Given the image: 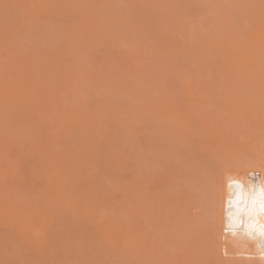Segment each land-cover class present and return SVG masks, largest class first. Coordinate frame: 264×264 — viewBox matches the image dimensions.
Instances as JSON below:
<instances>
[{"label":"bare ground","instance_id":"1","mask_svg":"<svg viewBox=\"0 0 264 264\" xmlns=\"http://www.w3.org/2000/svg\"><path fill=\"white\" fill-rule=\"evenodd\" d=\"M27 1L29 4L28 8L34 11V17L32 16L33 21L39 18L58 19V21H61L66 17L65 22H69L72 18L75 19V21H72L73 19L70 20L74 22L71 27L72 32L69 31L71 25L68 26V24L60 23L63 30L65 28L64 31H67L69 34V37H75L72 40L69 38L71 43L65 40L69 44L64 43L60 53L58 62H61V66H64L72 55L76 54L75 50H70V45L73 47L77 45L76 49L81 47V45L89 49H91L90 47L102 45L105 48L109 47L106 49L107 53L106 51H102L105 56L107 55L106 58L108 60L106 61L110 63L117 62L120 70L125 73V77L123 76L124 79L122 78L121 80L120 74L118 76L117 72H115L114 65L110 64V68L114 69V71L110 70V72H113L112 76L114 74L117 75V77H114L119 78V80L104 78L105 80L103 81H108L102 82V85L98 88L101 90V95L98 94V99L96 96L93 97L92 93L95 91L100 93V90L93 91L88 82L77 80L76 75L64 66L68 74L61 80L58 89L47 92L48 95L55 96H59L61 93L63 99L66 101L64 107L57 100L45 98L42 85L51 81V78H48L49 76H42L41 79H37V83H34L35 87L33 91L38 94L36 97L27 92V95L21 94L20 90L16 89V84H0V157L15 160L11 156L15 152L16 159L18 158L19 161L24 160V163L20 161V164L28 167H25L24 171H28L30 168L28 172L23 171V173H31L29 178L30 176L32 179L34 178V182L41 181L38 185L39 191L36 189L33 191V194L28 196L20 194V196L22 195V199L17 198V195H15L14 197L10 196L9 201L5 195L0 196V199L6 200H0V227L4 226L0 230H5L6 232L9 229L6 233L0 232V264H264V234L261 233V225H264V215L259 214L258 210L251 212L240 211L237 205L233 203L241 193L247 198L253 187L256 188L258 194L259 187L264 182V150L262 151L264 145H260L258 149H262L260 152L257 151L258 153H256L258 149H255L254 153H251L256 146L250 151L253 143L258 144L260 142L261 144L264 141V121L262 120L263 122H261L263 126L258 122L259 119H262L259 118L261 116L259 114L263 113L264 118V111H262L264 110V107H262L264 105V0H211L213 3L210 10L214 13L216 6L218 7L217 10H219L214 14L205 15L204 21H200L201 15L197 12L195 20H192L191 15L193 11L187 9V7L189 8V0H187V3L185 2L186 0H170L169 2L164 0L165 4H162L161 0H159L161 4L157 2L152 3V0H131L132 2L130 1V3L126 0L125 2L128 3L126 6L125 3H121L124 0ZM134 1L137 6L133 5ZM222 2L223 6L217 5V3L222 4ZM229 2L234 7L229 6ZM140 3L144 6L142 7ZM129 4H132L133 7H128ZM167 4L171 8H175L174 11L168 13L170 10L166 9L165 5ZM235 4H241L246 8ZM16 6L17 2L15 0H0L1 9L4 7L3 13L6 10H10L11 13L8 17L9 29L2 33L3 36L1 34V37L4 39L3 41L12 40L14 36H18L19 32L23 31L21 21H19V18L22 19V17L17 14ZM139 6L140 8H138ZM184 6L186 7L184 8ZM227 7L231 10L227 9ZM21 8H24V6H21ZM137 8L139 11H137ZM143 8H145L146 12L143 11ZM237 9L240 10V14L238 15L240 17L238 18H236V12H239ZM219 12L221 13L218 14ZM178 15L183 16L179 17ZM157 16L160 18H157ZM170 16L172 17L171 19L168 18ZM175 16L177 17L175 18ZM243 16L247 18L245 19V21L247 20L246 23L240 19H243ZM198 17L200 18L198 19ZM157 19L163 21H157ZM176 19L179 20L177 21ZM196 19L200 22L196 21ZM236 19L240 20L237 21ZM240 21L242 24L244 23V26L237 23ZM150 23L153 24L150 25ZM158 23L162 24V26ZM155 25L159 27L154 28ZM141 26L142 29L140 30ZM149 27H153L152 31L151 28L148 29ZM200 27L204 30L202 29L201 31ZM74 30L76 33L73 32ZM143 31L145 33H142ZM150 33L151 35H149ZM156 33H159V35L153 36ZM137 34H140L141 37H138L139 35ZM160 34L163 37H160ZM135 35L138 39L134 38ZM149 36L151 37L149 38ZM156 37H160V40L156 39ZM161 39L164 40L165 46L163 44V46L159 45ZM107 40L109 41L107 42ZM157 40L160 43L156 44ZM148 42L150 46L147 45ZM108 43L113 44L114 47L111 48L112 45L110 47ZM123 43L129 46L127 50L123 45L127 53L123 52L125 55L123 54L124 57H121L122 55H119L120 53L122 54V52H119L121 48L118 50L117 46L121 45L122 47ZM4 46H0V53L6 58L7 56L4 54H7L11 48L7 44H4ZM160 50L162 53L159 52ZM128 53L130 56H128ZM125 56L127 57L125 58ZM156 57H164V60L167 57L165 61L170 67H166L163 64L164 61L160 62ZM177 57L184 60L183 62L180 60V63H186L190 68L194 67L192 68L194 69L193 71H196L195 69L199 72L203 71L201 72L202 78L200 77L201 75H198L201 80L196 78L195 74L194 78L192 76L193 71L190 69L189 71L192 73L184 70L178 71L182 68L188 69L185 67V64L178 65L176 63L175 59ZM124 58L125 60L123 61ZM128 58L129 60H127ZM111 59L113 60L112 62ZM194 60L197 64L194 63ZM138 61L141 64H136ZM201 62L205 64V67H216L215 65H218L219 69L205 71V68H202V64L199 65ZM170 63H173L174 66L172 67ZM121 64L124 69L121 68ZM149 65L152 67V70L154 69V72L146 69V66L148 67ZM193 65H198V67ZM126 66L128 68H125ZM177 68L179 69L177 70ZM163 70L164 75H167L165 80L172 78L169 81L171 84H174V86H170V88H173V93L171 91L172 88L166 87L162 82V75L160 76V74H162L161 71ZM172 70L175 74L170 73ZM147 71H151L150 76L153 73H157L147 84L150 85L148 89L151 92L145 89L147 85L142 84L143 79H147L149 74ZM182 71L187 76L189 74V78L193 77L194 81L196 79L198 81L193 83L194 81L192 82L191 80L193 79H191L188 82L187 80L178 82V79L182 75V78H185L186 74H182ZM22 72L26 75L28 73L23 66ZM204 72L208 76L203 74ZM145 73H147L146 76H144ZM126 74L131 80L126 77ZM177 75L178 77H176ZM203 75L206 76V79L207 77L211 78L214 84L211 85L209 83L211 79L203 80ZM212 75H214V78ZM138 77L142 79L140 80ZM174 80L181 83L184 87L175 88ZM168 82L167 84H170ZM184 82L188 83L187 86L184 85ZM127 84L128 86H126ZM200 84L209 87L211 85L214 89L207 86L200 87ZM189 85L192 86L190 87ZM101 87H104V90ZM129 87H132V89H129ZM151 87L154 89H151ZM126 88L129 90H126ZM185 88H187L188 93L182 94L181 92L185 91ZM169 89L170 91H168ZM191 89L196 90L197 93L200 91V94L203 92V95L198 93L200 99H198V94H195V91L191 95V92H193ZM255 89L256 91L259 89L261 93H255ZM176 90L180 91L175 92ZM212 91L215 93L212 94ZM168 93H172V95L170 94V98ZM235 93L237 95L238 93H242L245 98L243 99V96L239 95L238 97ZM246 93H250L249 96ZM127 94L130 98L134 95L133 98L135 99H128ZM142 94L143 96H141ZM187 94L192 97H187L189 96ZM119 95L120 98H118ZM194 95V98H196L195 102L198 100L200 106L197 104H195L197 107L192 106L195 103L193 101L194 103L192 102L187 107ZM114 96L117 98H114ZM178 97H180L181 102L185 98V101H189V103H186L187 105L182 103V105H186L184 107H187V109L184 108V110L186 109L184 112L183 108H177V104H180ZM214 98L217 100L215 103L217 105L226 101L224 103L225 107L222 110L227 111L228 109L226 108L232 106L228 110L229 113L227 112L230 114L229 117L233 112H236L233 113L232 118L234 114L239 113V111H235L236 107L239 105L245 107L246 104L250 105L251 103L254 106H251L252 108L246 106L244 112H252V114L254 112L253 116L250 117L255 116L253 124L257 121L261 129L259 130V127H255L254 125L251 131L248 127L247 129L250 130L247 131L250 134L247 133L246 135V128L243 124V131L245 133L243 134L242 130H236L237 132H235V129L233 130L232 128L234 124L230 126V121L234 120L233 122L235 123L236 120L234 126H237L236 129L242 124V120L240 121L241 124L237 123L239 120L237 119L238 116L235 115L237 117H234L235 119L231 118L227 123L228 130L219 135H231L230 137L226 136L227 140L231 137H238L237 140L239 141L235 142L236 139H233L234 141L232 142L233 144L235 142V145H232L235 146L233 150H236L237 154L240 152L239 155L236 154V156L230 150L226 152L232 146L231 144L227 150L225 149L226 154L223 152L224 156H227V153L231 152L229 155H234L232 159H237L224 167L225 163H223L224 160L222 159L224 158L222 155L221 159L217 158L218 156H215V158L213 156V160L201 162L198 168V166L195 167L196 165L190 161L192 156L191 150L185 145L183 137H178L181 136V129H178V127H183V123H187L189 116H197L196 119L199 118L198 120L201 122L202 117L204 121L207 119L205 116H207L206 122L209 123L212 129L217 125L212 120L218 119V116H221L224 121L225 117L229 119L225 111H223L224 114L220 113L223 105H218L219 107H217L214 102L215 106L210 103ZM91 99L97 100L95 101V105L92 104ZM118 99L121 100L120 103L113 102ZM218 99L220 103H218ZM230 99L231 103L229 105ZM235 100L238 102H234ZM241 100L246 101L242 102ZM205 101L207 104H210L202 105ZM256 101L258 102L255 103ZM239 102L241 103L239 104ZM243 107H241L242 110H244ZM24 109L25 111H23ZM205 109L210 112H205ZM249 109H252V111L247 112ZM256 109H258V112L255 111ZM215 110L217 112L219 110L218 113L220 114H216ZM255 112L259 114L256 115ZM181 113H184L183 116ZM178 115H181L179 118L182 117V119L179 120ZM250 117L247 119H249L248 121L251 124L252 118L250 119ZM170 121L172 122L171 124ZM206 122L203 123L206 124ZM173 124L176 125L174 128ZM209 125L208 127L210 128ZM224 125H226V121ZM229 127L232 128L233 133H231L232 131H230L231 128ZM171 129L172 131H169ZM255 130L259 132L255 133ZM137 132L141 135H137ZM239 134L245 135V138L239 136ZM259 134V137L262 138L258 137L257 140L259 141L257 143L253 139H256L254 137ZM139 137H144L145 140ZM239 137L245 140L243 144ZM150 138L153 140H149ZM139 141L142 143L140 144ZM150 141L151 147L148 145ZM249 141H252V143ZM172 144L173 147L171 146ZM165 145L167 148L166 152L163 148ZM171 149L173 150L170 151ZM181 150H185L182 153L187 154L188 152L187 156H189L187 159H183L181 164L185 165L180 164L179 169H182L179 170L175 165L173 157H177L178 154L176 153H181ZM186 150L188 151L186 152ZM94 154H96V160L93 159ZM167 157L168 160L166 159ZM158 158L161 161L164 158L165 163L166 161L168 163L166 165L169 169L172 168V171H168L169 169L165 165L160 169L155 168L156 165L164 164L159 162ZM187 160L191 162L190 165ZM210 161H215V167L214 165H210ZM169 162L171 163L169 164ZM172 162L174 163L172 164ZM93 163L97 164L98 166L96 165V167L98 168L92 166ZM219 165L222 166L219 167ZM194 167L198 168V170H195ZM164 169L168 172H164ZM185 169L191 172L186 175L185 173L182 174V170L184 172ZM209 169H214V174L212 171L209 173ZM31 171H33V175ZM176 171L180 175H174L177 173ZM162 172L166 173L165 177L162 176ZM169 172H174V174L170 176ZM195 172L196 174H194ZM156 173H160V176L158 177ZM168 173L169 175L167 176ZM191 174L193 175L192 179L189 177ZM181 175L182 178H187L186 182L180 178ZM154 176L161 180L163 178L166 179L165 181L168 182L169 187H167L165 181V183L162 182L164 179L162 181L157 179L163 183L161 184L156 181L160 187H163L159 191L156 186L157 184L152 182L155 181L153 179H156ZM175 176L182 179L179 180L181 181L180 184H176L178 179L175 181ZM107 181L110 182L109 188L105 185ZM148 182L149 184H147ZM144 183L148 186V189L150 188L151 190L153 187H156V189L153 188V191H148L147 188H142ZM164 185L168 189H164ZM40 186H43V190L46 191H40ZM178 188H183L182 190L186 192L184 196L182 194L183 197L179 194L184 191H179L180 189L177 190ZM170 194L174 195L178 201L174 200V197L170 196ZM34 196L36 200H33ZM165 197L171 199V202H169L172 204ZM12 198L15 199L13 200ZM41 200L45 202L43 203ZM11 201L17 203L13 204ZM31 201L33 202L31 203ZM38 201L42 202L40 203L42 206L45 204L47 206L53 205V209L42 207L37 204ZM30 203L34 204L31 206ZM250 203V201H247L248 206H250ZM61 204L66 209L62 213L61 209L64 208ZM57 205H60L62 208L60 206L57 208ZM33 206L36 207L33 208ZM239 207L241 209L245 208V202L241 201ZM55 209L58 210L56 211ZM134 212L135 214H133ZM250 215L253 218H250ZM62 217L64 218L61 219Z\"/></svg>","mask_w":264,"mask_h":264},{"label":"rangeland","instance_id":"2","mask_svg":"<svg viewBox=\"0 0 264 264\" xmlns=\"http://www.w3.org/2000/svg\"><path fill=\"white\" fill-rule=\"evenodd\" d=\"M2 1H4V0H2ZM5 1H7V0H5ZM16 2H17V14L18 15H20L21 17H22V19H20L19 18V21H21V28H22V32L20 33L19 32V34H18V36L16 35V36H14L13 38H12V40L11 39H8V40H5V41H3L4 39L1 37V34L3 33V32H6L8 29H9V20H8V17H9V15L11 14L10 13V10L9 11H5V13H3V9H4V7H3V9H1V7H0V46L2 47V46H4V44H7L8 45V47H10L11 48V50L10 51H8V52H10V53H8L7 52V54H4V55H6L7 57L5 58L4 56H3V54L2 53H0V84H4V85H12V84H16L17 85V87H16V89L17 90H20V93L21 94H23V95H27L26 94V92L29 94H31L32 96H37L38 94L36 93V92H34L33 91V88L35 87V85H34V83L36 82L37 83V79H41L42 78V76H45V77H47V76H49L48 78H51V81H49V82H46V83H44L43 85H42V89L44 90V93H45V98H48L49 100L50 99H53V100H57V101H59L60 103H61V105H62V107H64L65 106V104H66V101L63 99V95L60 93V95L59 96H55V95H48L47 94V92L48 91H50V90H56V89H58V87H59V84H61L60 82H61V80L63 79V78H65L66 77V75L68 74L67 73V71H66V69H65V67L67 68V69H70V71H72L73 72V74H75L76 75V77H77V80H80V81H82V82H88L90 85H91V89L93 90V91H95V90H97L101 85H102V82L103 83H105L106 81H108V80H106V81H103V80H105L104 78H108V79H110V78H114V80H119V78H115V77H117V75L119 76V74H120V77H121V80H122V78H123V76L125 77V73H123V71H121L120 70V67L117 65V62H114V63H110V62H108V61H106V60H108L107 58H106V56L102 53V51H106V53H107V48H109V47H106L105 48V46L104 47H102V45L101 46H94V47H90L91 49H89L88 47H83L82 45H81V47H79L78 49H76L77 47V45L75 46V47H73L72 45H70V50L71 51H74L75 50V52H76V54H74V55H72V57L64 64V66H61L60 65V63L61 62H58V60H59V57H60V53H61V51H62V49H63V46H64V43H67V42H65V40H68L69 42H70V40H72V39H75V37L74 38H71V37H69V34L67 33V31H64L65 30V28H64V30H63V28H62V26L60 25V23L61 24H65V25H67L68 24V26L69 25H71L69 28H70V32H72L71 31V27H72V25L74 24V22H72V21H75V19H73L72 17H69V18H72V19H70V20H72V21H70L69 20V22L68 21H66L65 22V19H67L66 17H65V19L64 20H61V21H64V22H61L60 20L58 21V19H46V18H39V19H36L35 21H33L32 19V16L34 15V11L31 9V8H28L29 7V4H28V1L27 0H15ZM126 0H124L123 2H121V3H125V6L128 4L127 2H125ZM129 3H130V1L131 0H127ZM170 0H167L166 2H169ZM174 1V0H173ZM173 1H172V3H173ZM181 1V0H180ZM219 1V0H218ZM132 2V1H131ZM152 3L153 2H157V3H159L160 1L159 0H152L151 1ZM161 2H163L162 4H165L164 3V0H161ZM186 3H187V0L185 1ZM212 3L213 2H211V0H189V2H188V4H189V8L187 7V9H190V11H193L192 13V20H195V16H197V14H196V12L198 13V14H200L201 15V19H200V21L201 20H203V18H204V16L205 15H207V14H211V13H213L212 12V10H210L211 9V7H212ZM233 3V2H232ZM140 4H142V3H140ZM148 4H151V3H148ZM159 4H161V3H159ZM229 4H230V2H229ZM229 4H226V5H229ZM234 4V3H233ZM134 6H137V4L135 3V1H134V4H133ZM133 5L132 4H129L128 5V7H133ZM182 5H184V4H182ZM186 5V4H185ZM217 5H222L223 6V2H222V4L221 3H217ZM226 5H224L225 7H226ZM235 5H237V6H240V5H238V4H235ZM21 6H24V8H21ZM142 7L144 6L143 4L141 5ZM167 8L166 9H169L170 11L168 12V13H170L171 11H174V9L175 8H171L168 4L167 5H165ZM164 6V7H165ZM177 6V5H176ZM180 6V5H179ZM214 6H216V5H214ZM229 6H233V5H229ZM237 6H236V8H237ZM243 8H246V7H244L243 5H241ZM160 7H161V5H160ZM160 7H158L159 8V10L161 9ZM163 7V8H164ZM173 7V6H172ZM178 7V6H177ZM186 6H184V8H185ZM234 7V6H233ZM138 8H140V6L138 7ZM138 8H137V11H139L138 10ZM214 8V7H213ZM217 6L215 7V12H217L218 10H217ZM222 8H224V7H222ZM229 7H227V9H228ZM240 8V7H239ZM142 9V8H141ZM226 9V10H227ZM230 9V8H229ZM234 9V8H233ZM3 10V11H2ZM158 10V9H157ZM158 10V11H159ZM177 10V9H176ZM181 10V9H180ZM182 10H183V8H182ZM231 10V9H230ZM237 10H239V9H237ZM143 11H145V8H143ZM143 11H141V12H143ZM161 11H162V9H161ZM164 11H166V10H164ZM214 11V10H213ZM146 12V11H145ZM144 12V13H145ZM178 12V11H177ZM214 12V13H215ZM223 12H224V10H223ZM230 12V11H229ZM233 13H234V11H232ZM245 12V11H244ZM243 12V13H244ZM137 13H140V12H137ZM167 13V12H166ZM175 13V12H174ZM186 13V12H185ZM213 13V14H214ZM221 12H219L218 14H220ZM164 14V13H163ZM172 15H173V13H171ZM177 14V13H176ZM236 14H237V17L236 18H238V17H240V16H238L239 14H240V10H239V12L237 13L236 12ZM245 14V13H244ZM248 14V13H247ZM169 15V14H168ZM186 15H188V14H186ZM234 16H235V14H233ZM243 15V14H242ZM246 15V14H245ZM249 15V14H248ZM179 16V15H178ZM181 16H183V15H181ZM181 16H179V17H181ZM216 16H217V14H216ZM34 17V16H33ZM167 17V16H166ZM177 16H175V18H176ZM75 18V17H74ZM157 18H160L159 16H157ZM169 19H171L172 17L170 16V17H168ZM200 17H198V19H199ZM213 18V17H212ZM211 18V19H212ZM180 19V18H179ZM179 19H176L177 21L179 20ZM241 19V21L242 22H244L245 21V19H247V18H245V16H243V19L242 18H240ZM240 19H236L237 21H239ZM161 20V19H160ZM159 19H157V21H160ZM173 20H175L174 18H173ZM205 20V19H204ZM203 20V21H204ZM161 21H163V20H161ZM196 21H199V20H197L196 19ZM199 21V22H200ZM237 22L238 24H242V22ZM247 21V20H246ZM246 21L244 22V23H246ZM7 24H6V23ZM146 22H147V20H146ZM161 23V22H160ZM164 23V22H163ZM166 23V22H165ZM170 23V22H169ZM176 23V22H175ZM201 23H203V22H201ZM200 23V24H201ZM243 23V24H244ZM153 23H150V25H152ZM159 24V23H158ZM171 24V23H170ZM169 24V25H170ZM237 24V25H238ZM242 24V26H244ZM148 25V24H147ZM159 25H161L162 26V24H159ZM166 25V24H165ZM173 25V24H172ZM171 25V26H172ZM202 25V24H201ZM200 25V26H201ZM242 26H240V27H242ZM64 27V26H63ZM116 27V26H115ZM140 27V26H139ZM157 26L155 25V27L154 28H156ZM159 27V26H158ZM157 27V28H158ZM20 28V27H19ZM21 28H20V30H21ZM68 28V29H69ZM119 30H120V28L119 27H117ZM122 28V27H121ZM138 28V27H137ZM146 28V27H145ZM151 27H149L148 29H150ZM153 28V27H152ZM152 28H151V31H152ZM162 28H167V27H162ZM161 28V29H162ZM168 28H170V27H168ZM179 28V27H178ZM201 28V31H202V27H200ZM68 29H66V30H68ZM139 29V28H138ZM142 29V26H141V28H140V30ZM147 29V28H146ZM19 30V31H20ZM117 30V29H116ZM118 30V31H119ZM136 30V29H135ZM134 30V31H135ZM170 30V29H169ZM204 30V29H203ZM147 31V30H146ZM156 31H158V30H156ZM162 31V30H161ZM165 31V30H164ZM74 33H76V31L74 30L73 31ZM117 32V31H116ZM123 32V31H122ZM139 32H141V31H139ZM139 32H137V33H139ZM166 33H167V31H165ZM73 33V34H74ZM120 33V32H119ZM129 33V32H128ZM142 33H145V31H143ZM155 33V32H154ZM161 33V32H160ZM117 35H118V33H116ZM121 34V33H120ZM131 34H134V33H131ZM137 35H139L138 37H141L140 36V34H137ZM142 35V34H141ZM149 35H151V33L149 34ZM158 36L159 35V33H156V34H154L153 36ZM2 36H3V34H2ZM76 36V35H75ZM123 36V35H122ZM122 36H120V37H122ZM127 36V35H126ZM118 37V36H117ZM131 37V36H130ZM137 36L135 35L134 36V38H136ZM151 36H149V38H150ZM160 37H163L162 36V34H160ZM160 37H156V39H159ZM69 38H70V40H69ZM112 38H115V37H112ZM112 38H110V39H112ZM126 38V37H125ZM128 38V37H127ZM147 38V37H146ZM145 38V39H146ZM155 38V37H154ZM109 39V40H110ZM136 39H138V38H136ZM153 39V38H152ZM151 39V40H152ZM163 39H166V38H163ZM163 39H161V43H160V39L159 40H157L155 43L156 44H158V42L160 43L159 45H164L165 46V43H164V40ZM109 40H107V42L109 41ZM120 40V39H119ZM121 41V40H120ZM139 41H141L140 39H139ZM142 41H144L143 39H142ZM150 41V40H149ZM153 41V40H152ZM3 42H4V44H3ZM69 42L67 43V44H69ZM73 42V41H72ZM112 43H113V41H111ZM110 42V43H111ZM114 42H115V40H114ZM147 42V41H146ZM163 42V43H162ZM71 43V42H70ZM110 43H108V45L111 47V45H112V47L111 48H113L114 47V43L113 44H110ZM141 43V42H140ZM107 44V43H106ZM105 44V45H106ZM151 44V43H150ZM154 44V43H153ZM123 45H124V47H126V49L128 50V46L129 45H127L126 43H123L122 44V47H121V45L120 46H117L118 47V50H120V48H121V50L119 51V52H122V54L120 53L119 55H122L121 57H124L123 56V54L124 53H127V50L125 51V48L123 47ZM147 45L148 46H150L149 45V42L147 43ZM159 45H158V48H159ZM162 45V46H163ZM144 46H146V45H144ZM147 46V47H148ZM4 47H6V46H4ZM116 47V48H117ZM124 48V49H123ZM148 48H150V47H148ZM148 48H146V49H148ZM153 48V47H152ZM164 48V47H163ZM3 49H5V48H3ZM9 49V48H8ZM114 50V49H113ZM150 50V49H149ZM162 50V49H161ZM159 51L160 53H162V51ZM0 51H1V48H0ZM109 51H110V49H109ZM156 51H158V50H156ZM110 52H112V51H110ZM118 52V51H117ZM124 52V53H123ZM146 52H148V51H146ZM150 52H153V51H150ZM159 52H158V54H159ZM105 53V52H104ZM105 53V54H106ZM113 53H114V51H113ZM112 53V55H114ZM149 53V52H148ZM154 53H155V51H154ZM163 53H164V51H163ZM108 54H110V53H108ZM117 54V53H116ZM157 54V55H158ZM166 54V53H165ZM125 55V54H124ZM148 55H150V54H148ZM161 55V54H160ZM99 56H100V58H99ZM128 56H130V54L128 53ZM154 56H156V55H154ZM162 56V55H161ZM166 56V55H165ZM109 57H111L110 55H109ZM116 57H118V56H116ZM127 56H125V58H126ZM183 57V56H182ZM125 58L123 59V61L125 60ZM148 58H153V57H148ZM156 58H158V60H160V62H163V64L164 65H166V67H168L169 65H168V63L165 61L166 59H167V57L165 58V60H164V57H156ZM162 58V59H161ZM113 59H114V57H113ZM110 60V59H109ZM127 60H129V58L127 59ZM137 60H138V58H137ZM152 60V59H151ZM173 60V59H172ZM176 60V63L179 65H181L182 63H180L179 61L181 60V59H179L178 57L175 59ZM113 60L111 59V62H112ZM118 61H120V60H118ZM122 61V62H123ZM133 61H134V59L132 60V63H133ZM142 61V60H141ZM150 61V60H149ZM148 61V62H149ZM182 62L184 61V60H181ZM188 61V60H187ZM146 62V61H145ZM156 62V61H155ZM167 64H166V63ZM169 62V61H168ZM191 62V61H190ZM189 62V63H190ZM176 63H175V65H176ZM188 63V64H189ZM192 63V62H191ZM194 63H196L197 64V62L194 60ZM110 64H113L114 65V68L116 69L115 70V72H117V75H115L114 74V76H112L113 75V72L112 71H114V69L112 70L111 68H110ZM120 64V63H119ZM136 64H141L140 63V61H138V63H136ZM153 64V63H152ZM159 64H161V63H159ZM185 64V67H187V69L188 70H186V69H179V68H177V70L178 71H181V70H184V71H189V69L191 70V71H193L194 69H192V68H194V67H189L186 63H184ZM184 64H182V65H184ZM202 64V68H205V71L206 70H208L209 71V69H219V67H218V65H215L216 67H218V68H216V67H213V66H210V67H205V64L203 63V62H201L199 65H201ZM170 65H172V67L174 66V64L173 63H170ZM192 65V64H191ZM214 65V64H213ZM22 66L25 68V70L28 72L27 73V75L26 74H24L23 72H22ZM120 66H122V64L120 65ZM156 66H158V65H156ZM193 66H197L198 67V65H193ZM209 66V65H208ZM164 67V66H163ZM170 67V66H169ZM201 67V66H200ZM113 68V67H112ZM121 68H123L124 69V67L122 66ZM125 68H128L127 66L125 67ZM152 67H150V65L147 67L146 66V69H148V70H151V71H153L152 69H151ZM181 68V67H180ZM156 69V68H155ZM159 69V68H158ZM160 69H162V68H160ZM175 69V68H174ZM110 70H112L111 72H110ZM166 70V69H165ZM196 71H193V77L195 78V75H196V78H198V79H200L199 77H198V75L202 78V73L201 72H203V71H201V72H199L197 69H195ZM200 70V69H199ZM146 71V70H145ZM151 71H147V72H149V74H148V76H150V74H151ZM184 71H182L181 73L183 74H186ZM191 71H189L190 73H192ZM208 71H207V73H208ZM154 72V71H153ZM152 72V73H153ZM162 72V74H160V76L162 75V77H161V79H162V82L165 84V86L166 87H168V88H170V86H174V84H171L170 83V79H172V78H167V79H169V80H165V77H167V75H164V70L163 71H161ZM216 72H219V71H216ZM167 74H168V72H166ZM170 73H173V74H175V72H173V70H172V72H170ZM212 73H214V71H212ZM211 73V74H212ZM108 74L110 75L109 77H108ZM157 73H153L150 77H148L147 76V79L145 78V79H143V81H142V84H144V85H147L149 82H150V80L152 79V78H154L155 77V75H156ZM173 74H172V76H173ZM195 74V75H194ZM203 74H205L206 75V73L204 72ZM215 74V73H214ZM127 75V74H126ZM147 75V73H145V75L144 76H146ZM178 75H180V74H178ZM178 75L176 76V77H178ZM205 75H203L204 76V78H203V80H210L211 78H209V77H207V79L205 78L206 76H208V74L205 76ZM169 76H171L170 74H169ZM183 76V75H182ZM182 76H181V78L180 79H178L179 81L178 82H181V81H186L187 80V82L189 81V80H191V79H193V80H191L192 82L194 81V78L192 77V78H189V74H188V76H187V74L185 75V78L183 77L182 78ZM126 77H128L129 78V80H131V78L127 75ZM159 77V76H158ZM187 77H188V79H187ZM212 77L214 78V75H212ZM124 79V78H123ZM138 79H142V78H140V77H138ZM173 79H175L174 77H173ZM198 79H196V81H198ZM177 80V79H176ZM176 80H174L173 81V83L175 82V88L177 87V88H179L180 86H182L181 85V83H178ZM201 80V79H200ZM156 81V80H155ZM169 81V82H168ZM172 81V80H171ZM190 81V82H191ZM196 81H194L193 83H195ZM139 82V81H138ZM167 82L168 83H170V84H167ZM187 82H184L185 84L184 85H186L187 86ZM189 82V83H190ZM199 82H201V81H199ZM198 82V83H199ZM135 83V82H134ZM209 83H211V85L212 84H214V81L212 82V79L209 81ZM209 83H207V84H209ZM124 84H125V82H124ZM140 84V83H139ZM141 84V85H142ZM183 84V83H182ZM130 85V84H129ZM135 84H133V86H134ZM138 85V84H137ZM193 85V84H192ZM191 85V86H192ZM197 85V84H196ZM210 85V87L212 88V89H214L212 86ZM124 86V85H123ZM122 86V87H123ZM126 86H128V84L126 85ZM130 86H132V85H130ZM157 86V85H156ZM161 86V85H160ZM164 86V87H165ZM190 86V85H189ZM190 86V87H191ZM200 87H202V86H205V85H202V84H200L199 85ZM207 86V85H206ZM205 86V87H206ZM215 86V85H214ZM120 87V86H119ZM121 87V88H122ZM135 88H137L136 86H134ZM182 87H184V86H182ZM181 87V88H182ZM207 87H209V86H207ZM209 87V88H210ZM102 88V87H101ZM104 88V87H103ZM102 88V90H104ZM124 88V87H123ZM122 88V89H123ZM148 88H150V85H147V86H145V89L147 90ZM153 87H151V89H152ZM159 88V87H158ZM172 88V87H171ZM170 88V89H171ZM129 89H132V87H129ZM129 89H127L126 88V90H129ZM154 89V88H153ZM161 89V88H160ZM162 89H164L163 87H162ZM170 89L168 90V91H170ZM187 88H185L184 90L185 91H183V92H181L182 94L183 93H185V92H187L188 93V91L186 90ZM206 89V88H205ZM98 90H100V89H98ZM125 90V89H124ZM126 90H125V93H126ZM148 90H150V89H148ZM193 89H191V91H192ZM200 90V89H199ZM139 92H140V90H138ZM137 91V92H138ZM141 91H142V89H141ZM156 91V90H155ZM155 91H154V94H155ZM158 91V90H157ZM160 91V90H159ZM171 91H172V93H173V88L171 89ZM177 91H180V90H176L175 92H177ZM194 91L196 92L195 94H198L197 93V91L196 90H193V92H191V95H193L194 94ZM216 91V90H215ZM253 91V90H252ZM90 92H91V90H90ZM98 92V91H97ZM96 91L95 92H93L92 93V96L94 97V96H96L98 99H99V97H98V94H100L101 95V90H100V93L98 92L97 93ZM132 92V91H131ZM146 92V91H145ZM149 92H151V90L149 91ZM161 92V91H160ZM162 92H164V91H162ZM209 92H210V90H209ZM239 92V91H238ZM244 93H245V91H243ZM261 93L260 91H259V89H258V91H256V89H255V93ZM117 93V92H116ZM133 93H134V91H133ZM172 93H168L169 94V98H170V96L172 95ZM215 92L214 91H212V94H214ZM254 93V92H253ZM132 94V93H131ZM141 94V93H140ZM140 94H139V96H140ZM171 94V95H170ZM182 94H180V95H182ZM200 94V93H199ZM198 94V96L197 97H199L198 99H200V95H203V92H201V94L199 95ZM206 94H208V92H206ZM211 94V93H210ZM236 94V93H235ZM248 96H249V94L248 93H246ZM252 94V93H251ZM117 95V94H116ZM123 95V94H122ZM128 95V94H127ZM138 95V94H137ZM148 95H150V94H148ZM147 95V96H148ZM157 95H159L158 93H157ZM156 95V96H157ZM160 95H161V93H160ZM185 95V94H184ZM187 95H189V94H187ZM237 95V94H236ZM238 95L239 96H243V99L245 98L244 97V94H242V93H238ZM237 95V96H238ZM262 95V94H261ZM118 96V95H117ZM141 96H143V94L141 95ZM146 96V97H147ZM155 96V95H154ZM167 96V95H166ZM165 96V97H166ZM175 96V95H174ZM186 96V95H185ZM234 96V95H233ZM233 96H232V98H233ZM238 96V97H239ZM125 97H126V94H125ZM133 97H134V95H133ZM130 98L129 97V95L127 96V98L128 99H131V100H134L135 98ZM145 97V98H146ZM162 97V96H161ZM168 97V96H167ZM183 98H184V96H182ZM187 97H190V95L189 96H187ZM192 97V96H191ZM190 97V98H191ZM195 97V95L193 96V99L192 100H190V103H189V101L187 102V101H185L186 100V98H185V102L183 101V102H181V99H180V97H178L180 100H179V102H180V104H177V108H179V107H181V108H183V112L187 109V107H189V105H191L192 104V102L194 101L195 102V99L196 98H194ZM237 97V98H238ZM247 97V96H246ZM38 98V97H37ZM36 98V99H37ZM114 98H117L116 96H114ZM118 98H120V95H119V97ZM122 98V97H121ZM141 98V97H140ZM143 98V97H142ZM157 98V97H156ZM160 98V97H159ZM175 98V97H174ZM217 98H219V97H217ZM236 98V99H237ZM261 98V97H260ZM263 98V97H262ZM139 99V98H138ZM163 99V98H162ZM204 99V98H203ZM229 99V98H228ZM241 99V98H240ZM255 99H256V97H255ZM125 100V99H124ZM127 100V99H126ZM176 100H177V97H176ZM188 100H189V98H188ZM259 100V99H258ZM264 100V99H263ZM263 100H261V101H263ZM95 101H97V100H95V99H91V102H92V104H96V102ZM123 101V100H122ZM216 99L214 98V100L212 101V102H210V103H212V105L213 106H217V107H219L218 105H223L222 107L223 108H221L220 110H221V112L220 113H222V114H224L223 113V111H225V114H228L229 112H228V110L229 109H231V107L230 108H226V109H228L227 111L226 110H222V109H224V103H226V101L224 102V103H220L219 101V99H218V103H220V104H215L216 103ZM232 101H233V99H232ZM242 101V100H241ZM246 101V100H245ZM245 101H242V102H245ZM251 101V100H250ZM113 102H121V100H115V101H113ZM176 102V101H175ZM193 102V103H194ZM200 102H202V101H200ZM213 102H214V104H213ZM234 102H238L237 100H235ZM258 101H256L255 103H257ZM176 103H178V102H176ZM182 103H184V104H186V103H189L188 105H187V107H184V106H186V105H182ZM210 103H208L207 104V102L205 101L202 105H204V104H207V105H209ZM230 103H231V99H230V102H229V105H230ZM241 102H239V104H240ZM91 104V105H92ZM118 104V103H117ZM126 104H128V102H126ZM170 104H173V103H170ZM195 104H197L198 106H200L199 105V103H198V100L194 103V105H192V106H196L197 107V105H195ZM262 104V103H261ZM125 105V104H124ZM123 105V106H124ZM179 105V106H178ZM201 105V106H202ZM118 106H120V105H118ZM122 106V107H123ZM131 106V105H130ZM174 106V105H173ZM191 106V107H192ZM211 106V105H210ZM227 106V105H226ZM234 106V105H233ZM239 106H241V107H243V105H239ZM239 106L238 107H236V109H235V111H239V113L238 114H234V117H237L238 116V120L239 121H237V123L239 122V124H241V122H242V124L238 127V129H236L237 128V126L236 127H234L235 126V124H236V120H235V123L233 122L234 120H232V121H230V126L231 125H233L232 126V128H233V130L235 129V132H237L236 130H242V132H243V134L245 133L246 135H247V133H248V131L247 130H250L251 129V131L253 130L252 129V126H254L255 125V127H259L260 126V124H258V122L259 123H261V122H263L264 121V118H263V113L262 114H259V118H262L261 120L259 119L258 120V122L257 121H255L256 123H254L253 124V122H254V120H255V116L254 117H250V116H253V114H254V112H253V114H252V109H249V111H247V112H251V113H246V112H244L245 110H246V106L248 107V108H252L251 106H254V105H251V103H250V105H248V104H246L245 105V107H243V109L244 110H242L241 109V107L239 108ZM250 106V107H249ZM175 107V106H174ZM190 107V108H191ZM228 107V106H227ZM257 107V106H256ZM256 107H254V108H256ZM262 107H264V105H262ZM177 108H175V109H177ZM181 108H179V109H181ZM184 108H186L185 110H184ZM193 108V107H192ZM203 108H205V106H203ZM234 108H235V106H234ZM253 108V109H254ZM124 109V108H123ZM259 109V108H258ZM258 109H256L255 111L256 112H258ZM118 110V109H117ZM190 110V109H189ZM188 110V111H189ZM196 110V109H195ZM207 109H205L204 111L205 112H208V111H206ZM217 110V109H216ZM215 110V112H216V114L219 112V110H218V112ZM234 110V109H233ZM251 110V111H250ZM262 110V109H261ZM23 111H25V109L23 110ZM128 111H129V109H128ZM170 111V110H169ZM198 111V110H197ZM212 111V110H211ZM262 111H264V110H262ZM261 111V112H262ZM125 112V111H124ZM180 112V111H179ZM204 112V113H205ZM210 112V111H209ZM228 112V113H227ZM230 112L232 113V111L230 110ZM256 112H255V114H256ZM172 113V112H171ZM198 113V112H197ZM220 113H218V114H220ZM233 113H236V112H233ZM233 113H232V115L231 116H233ZM178 114V113H177ZM182 114V116H183V114L184 113H181ZM213 114V113H212ZM215 114V113H214ZM247 114H248V116H247ZM249 114H252V115H249ZM258 114H256V115H258ZM202 115H203V113H202ZM229 115L230 114H228V116L227 117H229ZM235 115H237V116H235ZM10 116V115H9ZM179 116H181V115H178V118H179ZM200 116H201V114H200ZM226 116V115H225ZM224 116V117H225ZM229 117V119L228 118H226L225 117V121H226V125H224L225 124V121L224 120H222V118H221V116H218V119H213L212 121L214 122V124L215 123H217V127L215 126V127H213V129L211 128V126L209 125V123L208 122H206V120L208 119V117L207 116H205L207 119L206 120H204L203 121V117H202V122L201 121H199L198 119H196L197 118V116H194V117H192V116H189V119H188V121H187V123H183V127L182 126H180L181 128H179L178 127V129H181L180 130V133H181V136H178V137H183L182 139L185 141V145L186 146H188L189 148H190V150H191V162H193L196 166L195 167H197L198 166V168H199V165H201V162H203V161H208V160H211L212 158H213V156H214V158H215V156H218L217 158H219V159H221V155H222V157L224 158V159H222V160H224L223 161V163H225V166L224 167H226L227 165H229V164H231V162H234L235 160H233L232 159V156H234V155H229L232 151L235 153V155L237 154L234 150H233V148H235V146H233V145H235V142H237V141H239V140H237L238 139V137L236 138H228V140H227V138H226V136L228 135V134H224L223 136L222 135H219L220 133H222V132H225L226 130H228V121L229 120H231V118L232 117ZM174 117H175V115H174ZM223 117V118H224ZM233 117V118H234ZM250 117V119L252 118V125L249 123L250 121H248L249 119H247V118H249ZM188 118V117H187ZM232 118V119H233ZM253 118H254V120H253ZM9 119H11V118H9ZM171 119H173V120H175L174 118H171ZM180 119H182V117L181 118H179V120ZM227 119V120H226ZM235 119V118H234ZM173 120H172V122H173ZM177 120V119H176ZM242 120V121H241ZM263 120V121H262ZM181 121H183V120H181ZM181 121H179V122H181ZM241 121V122H240ZM171 121H170V124L172 123ZM174 122H177V121H174ZM178 122V123H179ZM184 122V121H183ZM203 122H206V124L205 123H203ZM211 122V121H210ZM179 124H182V123H179ZM245 125V128H246V130H245V132L243 131L244 129H243V126L242 125ZM208 125L210 126V128L208 127ZM261 125H262V123H261ZM172 126V125H171ZM170 126V127H171ZM174 126H176L175 124H173V128H174ZM226 126V127H225ZM263 126V125H262ZM250 128V129H247V128ZM254 127V128H255ZM172 128V127H171ZM175 128H177V127H175ZM229 128H231V127H229ZM232 128H231V130L230 131H232L231 133H233L234 131L232 130ZM169 129V128H168ZM261 129V127H259V130ZM264 129V128H263ZM169 131H172V129L171 130H169ZM179 132V131H178ZM241 132V133H242ZM256 132H259V131H256L255 130V133ZM263 132H264V130H263ZM263 132H262V134H263ZM175 133V135H176V131L174 132ZM230 133V134H231ZM139 133L137 132V135H138ZM167 134H169V133H167ZM166 134V135H167ZM248 134H250V132L248 133ZM254 134V133H253ZM253 134H251V135H253ZM141 134H139V136H140ZM180 135V134H179ZM83 136V135H82ZM229 137L231 136V135H228ZM239 136H242V134H239ZM249 136V135H248ZM260 136V134L258 135V136H256V137H254V138H256V139H253V140H255V141H257V143H258V141L259 140H257V138ZM262 136V135H261ZM264 136V135H263ZM149 137V136H148ZM169 137V136H168ZM167 137V138H168ZM170 137H172V136H170ZM242 137H244L245 138V135H243ZM242 137H239L240 138V141L242 142V144H243V141H245L244 139L242 140ZM251 137V136H250ZM253 137V136H252ZM140 138V137H139ZM141 138H143V140H145L144 139V137H141ZM140 138V139H141ZM163 138V137H162ZM175 138H177V137H175ZM175 138H174V140H175ZM248 138V137H247ZM247 138H246V141H247ZM260 138V137H259ZM262 138V137H261ZM260 138V139H261ZM264 138V137H263ZM171 139V138H170ZM180 139V138H179ZM231 139V140H230ZM236 139V141L234 142V144H233V142L232 141H234V140ZM252 139V138H251ZM143 140H141L142 142H143ZM149 140H153V139H149ZM159 140V139H158ZM164 140V139H163ZM166 140V139H165ZM141 141H139L140 142V144L142 143ZM172 141V140H171ZM182 141V140H181ZM229 141V142H228ZM254 141V142H255ZM263 141V140H262ZM146 142V141H145ZM168 142V141H167ZM183 142V141H182ZM241 142H240V144H241ZM250 143H252V141H249ZM153 143V142H152ZM160 143V142H159ZM166 143V142H165ZM164 143V144H165ZM172 143H173V141H172ZM262 143H264V141L262 142ZM260 144V142L258 143V144H256V143H253L252 145H251V149H250V151L256 146V148H254V150H252L253 152H251V153H254V151H255V149H258L259 147H260V145L261 146H263L264 144ZM151 141L148 143V145H149V147H151ZM162 144H163V142H162ZM168 144V143H167ZM170 144H171V142H170ZM173 144H175V143H173ZM173 144L171 145L172 147H173ZM230 144L232 145V146H230ZM239 144V145H240ZM77 145H79V144H77ZM136 145H138V144H136ZM157 145H159V144H157ZM179 145H181V144H179ZM183 145H184V143H183ZM250 145V144H249ZM248 145V146H249ZM167 146H169V145H167ZM170 146V147H171ZM178 146V145H177ZM185 146V147H186ZM228 146H230L229 148H228ZM77 147V146H76ZM76 147H74V148H76ZM158 147V146H157ZM171 147V148H172ZM187 147V148H188ZM264 147V146H263ZM79 148V147H78ZM164 148V151L166 152L167 151V148H166V145L163 147ZM174 148H176V147H174ZM227 148H228V150H227ZM180 149V148H179ZM225 149L227 150L226 152H229V150L231 151L230 153H227L228 155L226 156H224V154H223V152L226 154V152H225ZM261 149L262 148H260V150L258 149V150H256V153H258L257 151H261ZM173 149H171L170 151H172ZM175 150V149H174ZM242 150V149H241ZM240 150V151H241ZM264 150V148L262 149V151ZM175 151H177V150H175ZM180 151V150H179ZM182 151L184 152L185 150H181V153H176V154H178L177 155V157H173L174 159H175V165H176V167L179 169V166H181V165H183V164H181L182 163V161H183V159L184 158H188V156H187V154H188V150H186V152H187V154L186 153H182ZM250 151H248V152H250ZM160 152V151H159ZM161 152H163V151H161ZM220 152H222V153H220ZM95 153V152H94ZM172 153H174V152H172ZM240 153V152H239ZM239 153L237 154V155H239ZM89 154H90V152H89ZM169 154V153H168ZM167 154V155H168ZM242 154V153H241ZM248 154H250V153H248ZM158 155V154H157ZM160 155V154H159ZM187 157H186V156ZM236 155V156H237ZM246 155V154H245ZM11 156H12V159H15V160H11V159H7V158H3V157H0V196H2V195H5V197L9 200V197L11 196V197H14L15 195H17V198H21V196L22 195H25V196H28V195H31V194H33V191L34 190H38V185H39V182H41V181H39V182H34L33 181V179L31 178V176H30V178L32 179H30L29 178V175L31 174H24L23 173V171L26 169V168H28V167H26V166H24V164H20V161H22L23 163H24V160H20L19 161V159L17 158L16 159V156H15V152H13L12 154H11ZM10 156V157H11ZM164 156V155H163ZM231 156V157H230ZM9 157V158H10ZM165 157V156H164ZM229 158H230V160H229ZM235 158V157H234ZM93 159H95L96 160V154H94V158ZM161 159V158H160ZM167 160H168V157L166 158ZM169 159H171V158H169ZM185 159V160H186ZM158 160H159V158H158ZM213 160V159H212ZM229 161V163H228V161ZM231 160H233V161H231ZM188 161V160H187ZM226 161V162H225ZM97 162V161H96ZM159 162H161V163H164L163 165H156V167L155 168H158V169H160V168H162V166H164L165 165V167L167 166L166 165V163H167V161H166V163H165V160H164V158H163V160L161 161V160H159ZM189 162V161H188ZM191 162H189V165L191 164ZM215 162V161H214ZM214 162H212V161H210V165L212 166V165H214V167H215V163ZM218 162H220L219 160H218ZM171 162H169V164H170ZM174 162H172V164H173ZM204 163V162H203ZM217 163V162H216ZM168 164V163H167ZM181 164V165H180ZM218 164H220V163H218ZM20 165H22V166H20ZM27 165V164H26ZM97 165V164H96ZM96 165L93 163V165L92 166H94V167H96ZM185 165V164H184ZM183 165V166H184ZM209 165V164H208ZM209 165V166H210ZM217 165V164H216ZM223 165V164H222ZM222 165H219V167L220 166H222ZM28 166V165H27ZM98 166V165H97ZM26 167V168H25ZM192 167V166H191ZM194 167V168H195ZM25 168V169H24ZM96 168H98V167H96ZM175 168V167H174ZM173 168V169H174ZM186 169H188L187 167H185ZM198 168H195V170H198ZM217 168V167H216ZM167 169H169L168 168V166H167ZM172 168H170L168 171H170ZM178 169H175V170H177V171H179V170H181L182 168H180L179 170ZM185 169V170H186ZM222 169H224V168H222ZM227 169V168H226ZM29 170H30V168H29ZM28 170V171H29ZM156 170V169H155ZM184 170V172H183V170H182V174H184L185 173V175L186 174H188L189 172H191L190 170L188 171V170H186L185 171ZM208 170V169H207ZM206 170V171H207ZM27 170L26 171H24V172H28ZM165 171H167L166 169H164V172ZM167 171V172H168ZM172 171V170H171ZM174 171V170H173ZM176 171V172H177ZM194 171V170H193ZM192 171V172H193ZM211 171L213 172V174H214V169L212 170V169H209V173H211ZM256 171V170H255ZM32 172V175H33V171H31ZM157 172V171H156ZM160 172V171H159ZM198 172V171H197ZM200 172V171H199ZM203 172H204V170H203ZM163 173V172H162ZM161 173V174H162ZM170 173V172H169ZM169 173L167 174V176L169 175ZM24 174V175H23ZM157 175H158V177L160 176V173H156ZM172 174H174V172H172V173H170V176L172 175ZM193 174V173H192ZM189 175V177L192 179L193 178V175ZM194 174H196V172L194 173ZM200 174V173H199ZM204 174V173H203ZM260 174H261V172H260ZM156 175V176H157ZM174 175H180V174H178V172L176 173V174H174ZM174 175H173V177H174ZM209 175V174H208ZM163 177H165L166 176V173H163V175H162ZM184 176V175H183ZM188 176V175H187ZM207 176V175H206ZM212 176V175H211ZM33 177V176H32ZM154 178H156V179H153V180H155V181H152L153 183H156V181L157 182H159V180L160 181H162L161 179H159V178H157V177H155L154 176ZM160 178H162V177H160ZM167 178V177H166ZM180 178H182V175H181V177ZM180 178H178V177H176L175 176V181H177V179H178V182H176V184H180L181 183V181H179V180H185V182H186V179L187 178H182V179H180ZM157 179H159V180H157ZM174 179V178H173ZM172 179V180H173ZM152 180V179H151ZM166 179H164L162 182L163 183H165L166 181H165ZM167 180H169V178H167ZM165 181V182H164ZM170 181H171V177H170ZM108 183H109V185H108ZM151 183V182H150ZM152 183V184H153ZM159 183H161V182H159ZM158 183V184H159ZM163 183H161V184H163ZM183 183H184V181H183ZM42 184V183H41ZM147 184H149V182L147 183ZM157 184V183H156ZM155 184V185H156ZM156 185L158 188L157 189H159V191H161V189L163 188V187H160V185ZM165 184H167V187H169V185H168V182H166ZM173 184V183H172ZM105 185H107V187L108 186H110V182H108L107 181V184H105ZM154 185V186H155ZM174 185H175V183H174ZM112 186V185H111ZM162 186V185H161ZM184 186H188V185H184ZM148 186L147 185H145V183H144V186L142 187V188H147ZM153 187V186H152ZM170 187H173V186H170ZM177 187V186H176ZM109 188V187H108ZM111 188V187H110ZM154 189H156V187H153ZM152 188V189H153ZM166 188V185H164V189ZM174 188V187H173ZM148 189V188H147ZM151 189V190H152ZM153 189V190H154ZM166 189H168V188H166ZM180 188H178L177 190H179ZM183 189V188H182ZM182 189H180L179 191H184V190H182ZM150 190V188L148 189V191H151ZM152 190V191H153ZM39 191V190H38ZM37 191V192H38ZM40 191H46V190H43V186H40ZM145 191H147V190H145ZM166 191H168V190H166ZM171 191H173V190H171ZM178 191V192H179ZM116 193V192H115ZM158 193V192H157ZM163 193V192H162ZM172 193V192H171ZM177 193V192H176ZM181 193V192H180ZM185 191L183 192V193H181V194H179V193H177V194H179L180 196H182V194H183V196L185 195ZM20 194H22L21 196H20ZM42 194H44V193H42ZM117 194V193H116ZM159 194V193H158ZM177 194H175L176 196H177ZM47 195V194H46ZM45 195V196H46ZM155 195V194H154ZM165 195V194H164ZM167 195H169V194H167ZM179 195H178V198L180 199V197H179ZM38 196H40V195H38ZM156 196V195H155ZM170 196H173L174 198V200H177L178 201V199L174 196V195H172V194H170ZM182 196V197H183ZM35 197V196H34ZM44 198V197H43ZM47 198V197H46ZM157 198H159V197H157ZM163 198V197H162ZM166 198V197H165ZM168 198V197H167ZM166 198V199H167ZM176 198V199H175ZM13 199V198H12ZM15 199V198H14ZM13 199V200H14ZM22 199V198H21ZM30 199V198H29ZM134 199V198H133ZM0 200H3V201H6V200H4V199H0ZM33 200H36V197L35 198H33ZM40 200V199H39ZM10 201V200H9ZM16 201V200H15ZM23 201V200H22ZM30 201V200H29ZM43 203L45 202V201H43V200H41ZM41 201H38L37 202V204H39V205H41L42 206V204H40V203H42ZM167 201L169 202H171V199H167ZM12 202V201H11ZM21 202V201H20ZM33 201H31V203H32ZM57 202H59V201H57ZM169 202V203H170ZM13 203V202H12ZM17 202H15V203H13V204H16ZM22 203V202H21ZM20 203V204H21ZM30 203V204H31ZM24 204V203H23ZM22 204V205H23ZM26 204H28L27 202H26ZM29 204V205H30ZM34 204V203H33ZM33 204H31V206L33 205ZM48 205H49V203H47ZM170 204H172V203H170ZM21 205V206H22ZM62 205V204H61ZM169 205V204H168ZM24 206V205H23ZM55 206H56V203H55ZM58 206V205H57ZM60 206V205H59ZM59 206L57 207V208H59ZM63 206V205H62ZM36 206H33V208H35ZM42 207H47V208H52L53 209V205L52 206H47L46 204L44 205V206H42ZM61 207V206H60ZM62 208V207H61ZM60 208V209H61ZM63 208L64 209H61L62 211H61V213L63 212V210H66L65 209V207L63 206ZM44 209H46V208H44ZM56 210V209H55ZM58 210V209H57ZM56 210V211H57ZM30 211V210H29ZM54 211V210H53ZM47 212H49L48 210H47ZM64 214H66V213H64ZM133 214H135V212L133 213ZM11 215V214H10ZM56 215V214H55ZM62 216H63V214H61ZM58 217H59V215H58ZM64 217H62L61 219H63ZM135 219V218H134ZM68 224V223H67ZM63 225H65L64 223H63ZM69 226V225H68ZM70 226H71V224H70ZM69 226V227H70ZM4 226L2 225V228H3ZM1 227H0V229H2ZM9 230V229H8ZM8 230H6V232L8 231ZM4 232V233H6L5 232V230H0V232ZM15 257V256H14ZM11 259H12V255H11ZM12 261H13V259H12Z\"/></svg>","mask_w":264,"mask_h":264},{"label":"snow or ice","instance_id":"3","mask_svg":"<svg viewBox=\"0 0 264 264\" xmlns=\"http://www.w3.org/2000/svg\"><path fill=\"white\" fill-rule=\"evenodd\" d=\"M244 201L246 204V207L241 209L240 206V202ZM247 201H250V206L247 205ZM233 203H235L237 205L238 210L240 211H257L259 212V214L264 215V182H262V184L259 187L258 190V194H257V190L255 187L252 188V191L248 194V197L245 198L243 193H241L238 197L237 200L234 201ZM250 218L251 217L250 215ZM261 233L264 234V225H261Z\"/></svg>","mask_w":264,"mask_h":264}]
</instances>
